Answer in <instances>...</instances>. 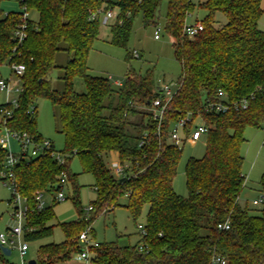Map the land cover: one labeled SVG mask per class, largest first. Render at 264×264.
<instances>
[{
    "label": "trees",
    "instance_id": "1",
    "mask_svg": "<svg viewBox=\"0 0 264 264\" xmlns=\"http://www.w3.org/2000/svg\"><path fill=\"white\" fill-rule=\"evenodd\" d=\"M163 2V31L172 39L180 75L158 123L151 120V103L161 95L151 70L139 74L129 69L124 84L114 89L105 78L90 74L87 60L99 34L94 13L118 10L110 26V44L125 50L128 64L133 20L141 15L144 27L155 25ZM26 7L37 19L29 21L20 44L11 36L20 13L0 18V64L24 66L17 108L5 120L6 127L41 140L35 102L47 100L63 140L59 152L69 163L76 158L81 173L94 179L89 221L124 208L136 226L147 207L144 235L136 233L138 242L90 246L92 264H212L213 256L226 264H264V173L259 180L262 204L249 210L238 203L245 183L241 170L244 132L259 130L264 123V31L258 27L264 11L261 0H205L198 5L206 13L199 22L202 30L193 38L183 33L195 9L190 0H26ZM58 53L66 56L63 66L55 63ZM56 69L62 71L60 90L53 89L50 79ZM77 79L84 84L80 94L74 89ZM219 92L229 109L224 114L206 112L208 103L218 101ZM186 116L192 117L186 135L196 118L208 130L203 157L190 158L185 165L187 196L180 197L172 185L182 148L168 144L167 137L172 125ZM111 153L117 154L124 167L122 178L114 177L105 163ZM5 157L0 147V173ZM62 171L75 184L69 165L59 166L49 156L22 159L14 170L17 192L27 201L26 226L31 229L23 237L27 243L52 237V208L36 210L34 196L36 192L53 195ZM74 188L77 220L58 224L63 242L40 245L35 264H58L81 252L77 239L86 223ZM223 224L227 230L217 228ZM88 233L92 234L90 228ZM139 246L142 251L137 250ZM4 259L0 252V260Z\"/></svg>",
    "mask_w": 264,
    "mask_h": 264
},
{
    "label": "rangeland",
    "instance_id": "2",
    "mask_svg": "<svg viewBox=\"0 0 264 264\" xmlns=\"http://www.w3.org/2000/svg\"><path fill=\"white\" fill-rule=\"evenodd\" d=\"M195 9L187 17L186 24L193 26L200 22L205 11L198 9V5L205 0H190ZM261 7L264 10V0H261ZM166 5L163 2L157 10V21L155 25L144 27L142 17L138 15L133 20L132 31L127 44V51L130 55L128 64L125 62L126 52L124 49L115 47L110 44V26L116 20L118 10L113 9L114 19L109 20L106 25L99 23L98 40L94 42L92 50L89 53L87 66L90 74L96 77L105 78L112 88L116 89L124 84L126 74L129 69L136 73L143 74L147 70H151L153 74L154 85L158 86L162 82L175 83L180 75V66L173 57L172 39L163 31L164 15ZM19 3L16 0H0V18H4L8 13L19 12ZM103 17V16H102ZM100 17V18H102ZM29 19L36 21L37 16L33 11L29 12ZM222 20H225L222 18ZM259 28L264 31V11L259 20ZM158 31V39L154 38V32ZM138 54L137 58L132 53ZM65 54L58 53L55 63L57 66H63L65 63ZM10 70L7 63L0 64V76L6 78L9 76ZM62 71L56 69L50 75L53 89L60 90L62 83L59 80ZM76 93L84 92V84L77 79L74 82ZM4 95L0 93V104L4 103ZM36 107V129L43 139L52 142L56 151L63 149L62 136L58 133L59 127L53 118V111L50 103L45 99H38L35 102ZM1 122V116H0ZM4 134L2 125H0V135ZM245 143L241 147V155L243 157L242 174L245 178L243 189L238 198V203L242 207L254 210L258 207L252 205L253 200L260 198L259 180L264 173V123L262 128L257 130L247 128L244 132ZM14 153L20 152L19 145L11 140L8 145ZM3 148L8 149L7 145ZM205 153V138L191 143L184 142L182 146L181 159L178 165L177 173L173 181V191L180 197L187 196L185 185V165L188 159H200ZM111 162H118L115 155L107 156L106 165L109 167ZM66 167L69 165L71 175H75V184L68 182L63 190L65 200L54 202L50 196L44 197L46 207L52 208L54 220L51 224L55 225L52 237L43 239L38 242L28 243V251L24 257L25 261L34 260L36 252L40 245L46 243L61 244L64 240L63 233L58 226L60 223H68L77 220L78 215L73 206L72 199L74 197V185L77 187V196L80 208L83 211L81 219L86 223V228L91 229L89 235L90 241L95 243L116 242L119 246H133L138 242L137 225L144 226L145 214L147 207H144L141 216L134 226L128 212L124 208H118L111 214H99L93 222L89 221L88 208L90 202L95 198L94 179L90 174L81 173L79 162L76 158L70 159V163L66 161ZM11 190L8 186L0 181V234L7 233V229L15 225L12 218L14 206L13 202L7 201L11 198ZM21 208L25 203L21 201ZM85 228V229H86ZM82 248V245H80ZM73 255L70 260L58 264H79ZM5 259L11 264L19 263V256L15 249Z\"/></svg>",
    "mask_w": 264,
    "mask_h": 264
},
{
    "label": "built area",
    "instance_id": "3",
    "mask_svg": "<svg viewBox=\"0 0 264 264\" xmlns=\"http://www.w3.org/2000/svg\"><path fill=\"white\" fill-rule=\"evenodd\" d=\"M19 3L20 7V17L19 22L16 28L12 31V39L16 42V44L22 43V41L26 37V31L29 24V11L26 7V0H16ZM103 16V17H102ZM113 10L109 9L105 12L99 10L92 15L93 19H97L99 23L106 25L109 20H113L114 17ZM102 17V18H100ZM115 22V20H114ZM202 30V25L197 22L193 26L185 25L183 28V33L188 38H193L199 31ZM154 38L158 39V31L154 32ZM134 58L138 57L136 52L132 53ZM10 73L8 78L0 77V93L4 95L5 102L2 103L4 106L0 107V116L4 134L0 135V147H4L7 145L8 149L3 148L6 151V157L3 164V169L0 173V178L2 179L4 185L8 186L12 192V200L16 206H14V210L12 213V218L15 221V225L11 228H8L7 233L0 234V247H4L9 249L10 253L13 249H15L19 256L18 264H28V261L24 260V257L28 251V243L24 240V234L31 231L26 226L27 223V201L22 198L16 189L14 170L16 166L21 162L22 159L28 158H36L41 156H49L59 165L65 166L66 157L64 154L56 151L53 147V144L48 139L35 140L33 137L29 136L26 133H20L10 130L5 125V120L9 119L12 116V110L17 108V98L21 92L20 87V79L24 73V66L22 64H10L8 65ZM14 79V81H12ZM177 88V82L175 83H164L162 82L157 86V91L160 93L157 95L151 103V120L156 121L158 123L163 119V115L166 109V105L172 98L175 90ZM223 93L219 92L217 94V102L208 103L206 106V112H214L219 114H224L228 109L229 105L225 102H221L223 98ZM10 107V108H9ZM29 115L34 114V110L30 108L28 110ZM192 121L191 116H186L185 118L179 119L176 121L168 132L167 142L177 149H181L184 142L190 141L191 143H195L199 141L202 137L205 138L207 134V127L205 124L196 118L193 120V124L191 129L188 132V135L185 133L186 125ZM15 141L19 147L20 152L14 153L11 148L8 146L10 141ZM142 145V142L139 144ZM109 170L111 174L116 178H122L124 174V167L119 162H111L109 165ZM68 184L67 173L62 171L56 177V187L58 190L54 192L53 195L44 194L36 192L34 196V204L35 209L38 211H42L46 208V202L44 197L50 196L51 200L54 202H61L65 200V196L63 190L66 188ZM23 201L25 206L21 208L19 204ZM263 197L260 196L257 200L252 201L253 206H260L262 204ZM92 210V207L89 206L88 212ZM137 231L144 235V226L137 225ZM218 229L227 230V224L218 225ZM89 227L86 228L80 235L78 236V243L82 245V250L80 253L76 254V260L82 262L83 264H92V257L89 253L90 246H97V243L91 242L89 239ZM138 251H142V247L139 246ZM212 264H226V261L218 256L212 257Z\"/></svg>",
    "mask_w": 264,
    "mask_h": 264
},
{
    "label": "water",
    "instance_id": "4",
    "mask_svg": "<svg viewBox=\"0 0 264 264\" xmlns=\"http://www.w3.org/2000/svg\"><path fill=\"white\" fill-rule=\"evenodd\" d=\"M0 252L4 255V256H9L10 255V251L7 248L4 247H0ZM28 264H35V260H29Z\"/></svg>",
    "mask_w": 264,
    "mask_h": 264
},
{
    "label": "crops",
    "instance_id": "5",
    "mask_svg": "<svg viewBox=\"0 0 264 264\" xmlns=\"http://www.w3.org/2000/svg\"><path fill=\"white\" fill-rule=\"evenodd\" d=\"M258 27H259V24H258ZM1 77V76H0ZM9 76H7L6 78H8ZM12 81H14V79H12ZM112 155H115L116 159H117V154L116 153H111L109 154V157L112 156ZM90 239V238H89ZM47 244V243H46ZM11 254V253H10ZM6 257V256H5ZM35 260V259H34ZM79 262V261H78ZM0 264H11L8 262L7 259H4V260H0ZM79 264H83L82 262L79 263Z\"/></svg>",
    "mask_w": 264,
    "mask_h": 264
}]
</instances>
